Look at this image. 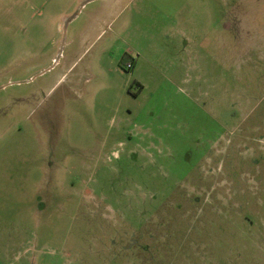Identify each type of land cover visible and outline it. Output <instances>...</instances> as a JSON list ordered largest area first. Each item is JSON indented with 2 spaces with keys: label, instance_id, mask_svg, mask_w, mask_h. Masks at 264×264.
<instances>
[{
  "label": "rangeland",
  "instance_id": "rangeland-1",
  "mask_svg": "<svg viewBox=\"0 0 264 264\" xmlns=\"http://www.w3.org/2000/svg\"><path fill=\"white\" fill-rule=\"evenodd\" d=\"M0 264H264V0H0Z\"/></svg>",
  "mask_w": 264,
  "mask_h": 264
},
{
  "label": "built area",
  "instance_id": "built-area-1",
  "mask_svg": "<svg viewBox=\"0 0 264 264\" xmlns=\"http://www.w3.org/2000/svg\"><path fill=\"white\" fill-rule=\"evenodd\" d=\"M126 67L128 70H131L134 67V63L131 62V63L127 64Z\"/></svg>",
  "mask_w": 264,
  "mask_h": 264
},
{
  "label": "trees",
  "instance_id": "trees-1",
  "mask_svg": "<svg viewBox=\"0 0 264 264\" xmlns=\"http://www.w3.org/2000/svg\"><path fill=\"white\" fill-rule=\"evenodd\" d=\"M123 61H125V60H123ZM131 62L132 63L134 62V59L133 58H130L129 60H127L126 65L129 64V63H131Z\"/></svg>",
  "mask_w": 264,
  "mask_h": 264
},
{
  "label": "flooded vegetation",
  "instance_id": "flooded-vegetation-1",
  "mask_svg": "<svg viewBox=\"0 0 264 264\" xmlns=\"http://www.w3.org/2000/svg\"><path fill=\"white\" fill-rule=\"evenodd\" d=\"M73 67H74V64L69 68V71H71L73 69Z\"/></svg>",
  "mask_w": 264,
  "mask_h": 264
},
{
  "label": "crops",
  "instance_id": "crops-1",
  "mask_svg": "<svg viewBox=\"0 0 264 264\" xmlns=\"http://www.w3.org/2000/svg\"><path fill=\"white\" fill-rule=\"evenodd\" d=\"M133 63H134V67H135V65H136V63H137V62H136V60H134V62H133ZM134 67H133V68H134Z\"/></svg>",
  "mask_w": 264,
  "mask_h": 264
}]
</instances>
